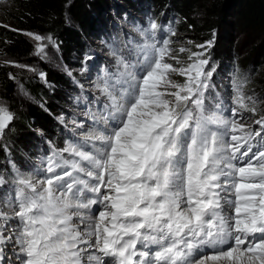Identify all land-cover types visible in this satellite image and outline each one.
<instances>
[{
    "label": "snow or ice",
    "instance_id": "6c2138e0",
    "mask_svg": "<svg viewBox=\"0 0 264 264\" xmlns=\"http://www.w3.org/2000/svg\"><path fill=\"white\" fill-rule=\"evenodd\" d=\"M159 27L137 29L145 42L103 70L91 126L53 148L41 178L0 174L12 185L0 264H264V116L254 130L239 91L230 115L212 104L213 41L175 67L170 41L149 42ZM27 35L46 56L52 38ZM14 118L0 104V138Z\"/></svg>",
    "mask_w": 264,
    "mask_h": 264
},
{
    "label": "trees",
    "instance_id": "16d2710c",
    "mask_svg": "<svg viewBox=\"0 0 264 264\" xmlns=\"http://www.w3.org/2000/svg\"><path fill=\"white\" fill-rule=\"evenodd\" d=\"M102 1L11 0L12 4L6 10L5 19L9 26L0 24V56L14 61L31 57L35 47L24 35V31L39 34L52 33L57 39L61 52L68 60L75 54H82L88 46L91 47L90 42L85 40L87 34L99 32L98 36H101L108 29V21L105 24L99 21L100 12L99 8H96L97 5H103ZM144 1L138 0L137 5L132 6L136 13H131L143 16L145 10L151 9L159 21L176 18L178 32L187 35L197 44L213 41L209 51L215 66L218 67L215 68L213 79L217 73H225L229 66H236L239 76L245 83L246 91L252 81V87L256 89V94L248 93L250 105H254V100L264 96V0H174V8L161 6L168 0ZM117 30L116 27L109 28L111 33ZM234 30L254 34L258 41L250 50V55L243 57L239 63L231 64L227 63V58L233 60L239 58L235 48ZM251 69H254V72ZM47 72L51 81L69 83L67 75L59 74L51 69ZM0 88L8 97H14L16 94V84L10 77L7 66L2 63H0ZM30 89L39 95L45 105L43 107L30 105L27 111L23 112L22 117L12 124L13 129L9 136L6 134L0 140V165L5 162L9 147L19 148L17 141L24 133V143L29 146L22 149L23 158H16L14 161L19 166L26 165L30 145L34 148L31 152H34L39 140L43 137L41 133L35 136L32 131H29L30 123L34 120L39 122V128L53 130L55 133L48 136V139L55 140L59 147L63 146V127L61 125L56 127V120L54 121L57 116V104H54L53 100L47 101L46 97L43 98L49 94L43 84L32 85ZM56 95L54 99L59 100L55 97ZM210 100H212L211 96ZM220 100L225 102L223 96ZM60 105L62 106V103ZM260 113H264V107H259L258 114ZM57 122L59 123L60 120Z\"/></svg>",
    "mask_w": 264,
    "mask_h": 264
},
{
    "label": "rangeland",
    "instance_id": "374dc122",
    "mask_svg": "<svg viewBox=\"0 0 264 264\" xmlns=\"http://www.w3.org/2000/svg\"><path fill=\"white\" fill-rule=\"evenodd\" d=\"M102 2L103 5H94L96 8H99V16L101 17L100 19L98 18L99 21H102L103 24H105L106 21H108L107 24L115 21L119 23V25L124 29V34L121 35V37L111 34L98 36L99 32L89 33L87 34L85 40L90 42L89 44H91V47L88 46L87 48L86 46L87 50L85 49L82 54H75L70 58V60H68L61 52L57 39L52 33L39 34L31 31H24V35L30 41H32L35 47L31 57L22 61H14L8 57L0 56V63L4 64V66H7V69L10 72V77L12 79L15 77L13 80L16 84V94L14 97L6 96L0 88V104L6 105L15 116L14 120L10 122L9 127L5 130L4 136L6 134L9 136L10 131L13 129L12 124L17 122V120L22 117L23 112L27 111V108L30 105L36 107H43L45 105L40 100L41 98L39 95L35 94L30 89V86L32 85L40 86L43 84L47 92H49V94L45 95L43 98L46 97L47 101L53 100L54 104H57V116L54 119V121L56 120V124H54L56 127L61 123L66 126V142L77 139L82 135L83 131H87V128L91 126V118L86 115V113L96 112L101 107V103L105 98L101 94L100 90L96 87V84H94V86L89 82L99 79L105 68H107L110 72L115 71L116 59L118 55H123L128 58L130 56V49H132L134 45L143 44L145 42V37L140 31H137V29L146 30L144 26L136 24V28L134 29L129 24L127 19L128 12L136 13L132 6L137 5L138 0H103ZM11 4V0H0V24L9 26V24L5 22V19L7 16L6 10L11 7ZM161 6L174 8V0H168L167 3L164 2V4ZM29 32L52 38L51 41H45L47 44L46 56L36 54V46L39 42L36 41L34 37L27 35ZM233 32L235 33V48L239 58H237V60L227 58V63L230 62L231 64L232 62L239 63V60H241L243 57L250 55V50L254 45H256L258 41L254 34H247L239 30L236 32L234 30ZM178 35L179 37H175V35L172 37L171 44L173 46L170 45L172 50L171 56L167 58V62L173 63L175 67L186 66L190 62L189 56L191 53L204 51V49H201L197 46L206 45V43L197 44L192 39L187 37V35L182 34L180 31L176 33V36ZM164 40L169 41L168 38H161L159 41L154 42L152 39L149 42L156 43L157 47H159ZM122 47H125L127 51L120 52V48ZM181 48L186 49V51L180 52ZM116 50L118 51L116 52V55H114L113 53ZM209 50L210 48L207 49V56L210 57V65L214 67V69L218 68L215 66ZM172 57H176V60H173ZM177 61H179V63H177ZM18 65H25L26 67H19ZM31 69H35V71H32ZM48 69L54 70L59 74L67 75L69 77V83H57L51 81L48 78ZM251 70L254 72V69ZM40 73H44L45 75L42 77ZM172 79L182 83L185 77H182L179 74H173ZM75 84H79V87L77 86V91L74 87ZM252 85L253 81L247 86V96L248 93L254 94L256 92V89H254ZM87 87L92 88H88V90ZM228 91L229 95L231 96L229 103L231 107H222L225 110V115H230V110L235 108L236 103L234 98L237 96L235 84H233V86L230 84ZM71 92L75 93L72 97L70 96ZM54 95H56L55 97L59 98V100H55ZM253 102L254 105H248V107H255V113L243 109L240 111L246 118L247 123L251 124L255 130L259 126L255 125L254 121L259 119L261 116H264V113L258 114L259 107H264V96L259 97V99H256ZM60 103H62V106ZM71 111L73 113L70 114ZM48 112L50 113V110ZM237 119H240V117L237 116ZM57 120H60V122L58 123ZM73 120H76L78 124L83 122L85 125L84 129L76 128L74 132V125L72 124ZM38 125L39 122L36 120L30 123L29 131H32L35 136L41 133L43 135L42 138L45 139L55 133L53 130H43L39 128ZM20 136L21 139L17 141L19 148L16 149L15 147H9L6 152V160L0 165V174L4 175L5 179L9 181L12 176V165L15 164V166L18 168V164L14 161V159H20L21 157L23 158L22 149L26 146H29L25 145L24 143L25 133L21 134ZM1 139L2 138H0V140ZM33 149V146L30 145L28 153L33 154L36 151L35 150L34 152H31ZM50 154L51 152L48 151L46 153L40 154L37 158V164L32 165L30 170H24L23 168L19 169L25 174L37 173V177L41 178L42 170L46 166V157H48ZM5 164L7 166H5ZM9 171L11 175L9 174ZM0 189L2 191L0 193V209L8 210L4 209L3 201L5 193H10L12 191V185L11 183H8L6 185L0 186ZM8 255H12V253L9 252Z\"/></svg>",
    "mask_w": 264,
    "mask_h": 264
},
{
    "label": "bare ground",
    "instance_id": "6f19581e",
    "mask_svg": "<svg viewBox=\"0 0 264 264\" xmlns=\"http://www.w3.org/2000/svg\"><path fill=\"white\" fill-rule=\"evenodd\" d=\"M100 82V80L99 79H97V80H92V82H89V83H91V84H98ZM95 86V85H94ZM87 88H92V87H87ZM38 178V177H37ZM10 211V210H9ZM9 256H12V255H9ZM12 259H13V261H15V257L14 256H12Z\"/></svg>",
    "mask_w": 264,
    "mask_h": 264
}]
</instances>
